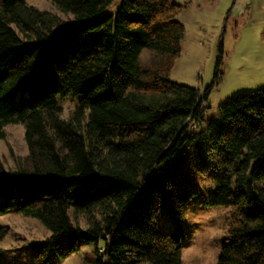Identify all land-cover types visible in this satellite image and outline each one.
Wrapping results in <instances>:
<instances>
[{
    "label": "trees",
    "instance_id": "1",
    "mask_svg": "<svg viewBox=\"0 0 264 264\" xmlns=\"http://www.w3.org/2000/svg\"><path fill=\"white\" fill-rule=\"evenodd\" d=\"M51 1L72 18L0 0V139L5 125L21 123L27 146L14 168L0 161V214L13 206L51 233L30 264L89 243L93 264H182L180 219L194 195L175 184L184 146L213 160L206 204L232 213L216 264H264V86L226 98L206 119L218 67L202 96L168 79L183 5L120 0L106 13L113 0ZM67 95L77 102L62 118L57 97ZM153 194L168 200V233L151 227Z\"/></svg>",
    "mask_w": 264,
    "mask_h": 264
},
{
    "label": "rangeland",
    "instance_id": "2",
    "mask_svg": "<svg viewBox=\"0 0 264 264\" xmlns=\"http://www.w3.org/2000/svg\"><path fill=\"white\" fill-rule=\"evenodd\" d=\"M39 10H45L62 21L72 18L61 11L51 0H25ZM120 0L104 10L114 13ZM183 5L176 20L184 27L180 41V54L175 59L168 79L177 84L198 90L202 96L210 86L215 67L221 72L220 81L213 85L203 102L204 117L218 114L220 104L228 97L255 90L264 81V0H172ZM219 62V63H218ZM67 118L77 102V97H57ZM0 139V161L5 169L15 167V161L27 154L24 126L9 123L4 126ZM178 154L175 184L178 190H191L193 197L180 223L186 230L181 240L182 264H216L223 245L229 238L226 227L232 213L223 206H208L207 196L212 192V162L198 147H182ZM106 181L102 177L88 185L93 190ZM264 184V182H261ZM151 227L154 231L168 233L173 229L168 200L153 194L149 205ZM70 215H73L70 211ZM82 231L87 222L77 216ZM0 228L5 234L0 238V264H30L34 245L50 237L51 233L36 218L24 216L15 207L0 214ZM67 246V239H62ZM101 252L104 242L98 240ZM96 252L93 243L79 244L76 251L61 258L56 255L50 264H93Z\"/></svg>",
    "mask_w": 264,
    "mask_h": 264
},
{
    "label": "crops",
    "instance_id": "3",
    "mask_svg": "<svg viewBox=\"0 0 264 264\" xmlns=\"http://www.w3.org/2000/svg\"><path fill=\"white\" fill-rule=\"evenodd\" d=\"M261 84L259 85V87L264 86V81L260 82Z\"/></svg>",
    "mask_w": 264,
    "mask_h": 264
}]
</instances>
